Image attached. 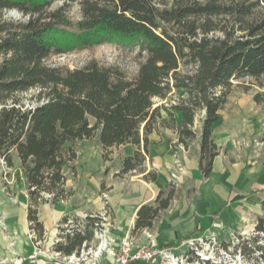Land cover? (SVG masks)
<instances>
[{"label": "trees", "instance_id": "1", "mask_svg": "<svg viewBox=\"0 0 264 264\" xmlns=\"http://www.w3.org/2000/svg\"><path fill=\"white\" fill-rule=\"evenodd\" d=\"M55 2L63 5L53 8ZM75 2L82 9L78 20L67 13ZM11 9L28 19L3 17ZM104 43L138 46L142 60L135 74L97 59L75 69L48 63ZM263 75L264 0H0V159L13 167L14 150L20 158L34 241L45 235L38 217L39 204L49 200L45 195L54 201L71 195L64 168L78 153L69 143L99 132L104 158L113 147L132 144L136 150L122 159L120 173H144L152 132L172 129L189 150L199 120V168L207 178L220 154L214 124L234 80ZM31 89L38 90L37 103L26 106L18 94ZM157 177L144 174L149 181ZM164 194L161 189L139 207L132 234L154 226L175 196L174 189ZM71 216L60 221L54 243L67 257L89 248L105 223L103 214L91 213L84 231L69 230L64 225ZM255 231L235 247L246 255L258 248L262 258L264 218Z\"/></svg>", "mask_w": 264, "mask_h": 264}, {"label": "rangeland", "instance_id": "2", "mask_svg": "<svg viewBox=\"0 0 264 264\" xmlns=\"http://www.w3.org/2000/svg\"><path fill=\"white\" fill-rule=\"evenodd\" d=\"M164 2L170 3L172 0H156L157 5H161ZM62 5L63 2H55L52 7L57 8ZM67 13L73 20L80 19L82 17L80 3L75 2L71 4L68 7ZM3 17L14 20L28 19L27 15L17 9L5 11ZM138 51V46L126 47L114 43H104L95 46L93 49L78 50L52 56L48 60V63L52 66L63 65L70 69H75L86 65L92 59H97L102 65H118L125 69L131 76L138 70V63L142 60V58H138ZM233 92L234 97L231 101L234 106L238 103V97L244 98L247 111L252 114L251 119L257 120V116L253 113L254 109L251 106H255L257 109L259 108L263 113L261 116L263 118L264 75L260 79L245 77L243 79L234 80ZM37 93V89H31L18 94V97L21 98L26 106H32L37 103L34 98ZM230 110L229 107V111ZM229 111L227 109V112ZM201 125V121L197 120L195 128L198 132V136L201 134ZM252 132L253 130L248 132L249 135L245 143L248 160L253 157H260L263 150L262 140L264 139V134L255 130V134L250 135ZM198 136L191 143L190 148L193 150L196 146V142H198ZM69 145H73L78 153L77 158L69 162L64 168V173L67 178L66 189L71 195L65 199L54 201L50 197L51 195L46 194L45 197L49 200L41 203L42 208L40 210L41 218L47 228L46 235L39 236L38 242L33 241L34 247L27 245L25 240H23L20 244L21 251L18 245L17 247L9 246L8 253L5 254V257L0 258V264H117V255H115V253L119 251L120 243L124 236L129 235L135 246L150 242L146 233L131 234V232H129L136 203L132 198H130V200L127 198L128 195L133 197V193L137 192L136 185L143 181L144 174L154 171L149 169L147 159L143 164L145 173L132 171L127 174H121L120 171L124 150L120 147H113L111 152L107 153L104 158V150L99 140V132L91 138L78 140L74 143H69ZM239 147L240 145L238 142L233 144L234 161H236L237 156L242 154ZM12 154L17 164L14 162L13 169L4 168V174L8 176L6 178L8 182H6V185L8 190L14 192L17 197L25 198L27 197L28 190L24 172L20 168L21 165L18 164L19 159L16 150H14ZM196 171L198 175V169ZM172 175L173 173H170V180L164 186L165 194L163 197L167 195L169 190L174 189V198H179V200L182 197H187L188 199L192 198L195 188L193 186L194 180L191 173H186L182 176L178 175V178H174ZM134 197L136 198L137 196L135 195ZM51 208L55 209V211L57 210L56 212H68V214L72 215L71 221H69L67 225H64V227L69 230L79 227L84 231L88 218L87 215L91 213L99 212L104 215V229L91 242V250L87 248L81 255H71L69 257L55 250L54 243H56V239L61 230L57 227L58 219L57 216L52 215L50 211ZM121 215L126 216L124 223L119 221ZM209 228L216 231L218 234L220 233L213 229V226ZM206 231L207 229H198L192 232V234L199 235ZM232 232L239 231H230L229 235H231ZM247 234L256 235L257 232L253 230ZM29 235L32 240H34L35 236L38 238V233L34 236V233L30 231ZM261 235H264V233H261ZM224 237L225 236L221 237L222 241L226 240ZM103 240L106 241V249L102 250L99 255L96 256L95 252L98 250ZM13 242L14 241H12L11 245H13ZM260 242L264 245V239ZM154 243L160 242H157L154 237ZM30 247L31 250L29 249ZM14 249L15 252H12ZM112 249H115L114 253L111 252ZM258 251V248L246 251L250 264H261L262 260H264V257L260 258L262 255L261 252Z\"/></svg>", "mask_w": 264, "mask_h": 264}, {"label": "crops", "instance_id": "3", "mask_svg": "<svg viewBox=\"0 0 264 264\" xmlns=\"http://www.w3.org/2000/svg\"><path fill=\"white\" fill-rule=\"evenodd\" d=\"M233 97L232 90L221 111L222 117L214 124V136L220 147V154L215 157L212 172L207 178L203 177L199 168L201 134L194 150L189 148L181 154L180 164H177L174 156L173 142L177 138L174 130L162 128L159 132L154 131L149 135L150 146L146 159L149 169L157 172L158 177L155 181L143 179L137 183V192L133 193L136 198L127 196L128 200L132 198L136 203L131 231L129 230L131 234L139 207L154 199L159 191L164 189L170 180V173L176 174L177 178L178 175L191 173L195 191L190 199L174 198L171 205L161 212L154 226L149 229L157 242H160L156 244L174 245L177 240L197 235L192 232L198 229L208 230L211 226L220 232L219 236H225L226 240L230 239V231L248 233L256 229L259 219L264 218V139L262 155L249 160L245 143L249 131L253 130L250 135L255 134V130L264 134V116L261 117L263 113L259 108L251 106L257 120L251 119L252 114L247 111L244 98L238 97V103L234 106L231 101ZM235 142H238L242 152L236 157V161L233 160L235 156L232 149ZM119 147L124 150L123 158L133 155L136 150L132 144ZM18 159V164L21 165L20 158ZM14 162L17 164L16 160ZM3 164L0 159V258L5 257L9 246L18 245L21 251L20 244L23 240L27 245L34 247V240L29 235V195L25 198L17 197L14 192L8 190V176L4 174V168L13 169L14 166L7 167ZM41 208L40 203L38 217L44 225L46 235L47 228L40 215ZM53 208L50 211L52 215L57 216L59 229L60 221L68 212H56ZM119 219L124 223L126 216L121 215ZM139 233L145 232L142 230ZM12 252H15V249Z\"/></svg>", "mask_w": 264, "mask_h": 264}, {"label": "built area", "instance_id": "4", "mask_svg": "<svg viewBox=\"0 0 264 264\" xmlns=\"http://www.w3.org/2000/svg\"><path fill=\"white\" fill-rule=\"evenodd\" d=\"M173 148L176 162L180 164L181 154L186 151L185 146L175 141ZM1 161L5 164L3 159ZM172 176L177 178L174 173ZM103 229L96 232L95 238ZM144 232L150 242L140 246H135L129 235L123 237L120 249L115 253L117 264H250L242 248L235 247L241 239L249 237L246 232H232L229 240L222 241L216 231L208 229L199 235L177 240L174 245L156 244L153 233L149 229ZM106 246V241L103 240L95 255L98 256ZM91 249L92 246L88 248ZM84 251L85 249L82 250ZM111 252L114 253L115 249ZM261 264H264V260Z\"/></svg>", "mask_w": 264, "mask_h": 264}]
</instances>
